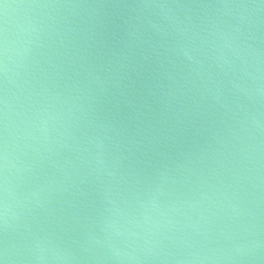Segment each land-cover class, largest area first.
<instances>
[{
	"label": "water",
	"instance_id": "water-1",
	"mask_svg": "<svg viewBox=\"0 0 264 264\" xmlns=\"http://www.w3.org/2000/svg\"><path fill=\"white\" fill-rule=\"evenodd\" d=\"M0 264H264V0H0Z\"/></svg>",
	"mask_w": 264,
	"mask_h": 264
}]
</instances>
